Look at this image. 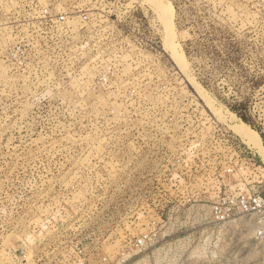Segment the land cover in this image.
<instances>
[{"label": "rangeland", "instance_id": "374dc122", "mask_svg": "<svg viewBox=\"0 0 264 264\" xmlns=\"http://www.w3.org/2000/svg\"><path fill=\"white\" fill-rule=\"evenodd\" d=\"M142 2L0 0V264H264V0Z\"/></svg>", "mask_w": 264, "mask_h": 264}, {"label": "bare ground", "instance_id": "6f19581e", "mask_svg": "<svg viewBox=\"0 0 264 264\" xmlns=\"http://www.w3.org/2000/svg\"><path fill=\"white\" fill-rule=\"evenodd\" d=\"M142 1H143L142 3L145 2V3L150 4L154 8V10L157 12L161 20L163 21L164 30H165V32H163L164 30L162 31L163 33H165L164 40L162 42L163 47L165 50L169 52L172 60H174L177 63V65L179 66V69H182L184 72L186 69L185 56L183 53L179 54L177 52L176 50L177 47L173 40L174 39L173 38L174 37L173 28H172L173 8H172L171 3L168 2V4L165 6L161 2V0H142ZM195 87H196L197 95L202 100L206 101L207 104L205 105H209V107L213 108L211 104L209 103V98L207 97V95L199 87L197 86ZM230 116H231V120L235 118V115L233 114H231ZM230 116H229V119H230ZM229 129L234 135H236L242 141L244 145L254 150L257 153V155L260 157L261 161L264 163V146L262 145L261 139L259 135L257 134V132L252 130L249 126H247L245 123L241 121L239 124L229 125Z\"/></svg>", "mask_w": 264, "mask_h": 264}, {"label": "built area", "instance_id": "2783aa9c", "mask_svg": "<svg viewBox=\"0 0 264 264\" xmlns=\"http://www.w3.org/2000/svg\"><path fill=\"white\" fill-rule=\"evenodd\" d=\"M237 209L243 215H253L260 219L261 225L254 233V240L264 246V197L254 196L248 200H241L237 204ZM217 210V208H215ZM231 213H226V215H221L219 218L228 217Z\"/></svg>", "mask_w": 264, "mask_h": 264}, {"label": "trees", "instance_id": "16d2710c", "mask_svg": "<svg viewBox=\"0 0 264 264\" xmlns=\"http://www.w3.org/2000/svg\"><path fill=\"white\" fill-rule=\"evenodd\" d=\"M223 102L225 104H227L225 101H223ZM246 105H247V102L244 100L243 102L236 103L234 105H228L227 104V108L230 110V112H232L235 116H237L243 123H245L252 130L257 132V129L255 128V126L253 125V122L251 121V117L247 115V106ZM257 161L259 162V159Z\"/></svg>", "mask_w": 264, "mask_h": 264}]
</instances>
